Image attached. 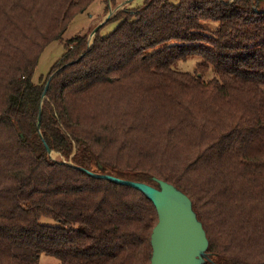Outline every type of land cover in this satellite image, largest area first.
Masks as SVG:
<instances>
[{
	"label": "trees",
	"instance_id": "16d2710c",
	"mask_svg": "<svg viewBox=\"0 0 264 264\" xmlns=\"http://www.w3.org/2000/svg\"><path fill=\"white\" fill-rule=\"evenodd\" d=\"M94 1L0 0V264L150 263L152 201L79 167L171 183L205 229L204 264H264V0H145L89 49L66 40L35 83Z\"/></svg>",
	"mask_w": 264,
	"mask_h": 264
},
{
	"label": "water",
	"instance_id": "95a60500",
	"mask_svg": "<svg viewBox=\"0 0 264 264\" xmlns=\"http://www.w3.org/2000/svg\"><path fill=\"white\" fill-rule=\"evenodd\" d=\"M110 17L109 11L104 20L94 28L88 37L87 49L91 47L97 29ZM49 80L44 91L47 89ZM46 149L49 154L52 153L47 145ZM79 169L92 177L138 189L152 201L158 220L150 235L152 252L149 264H204L210 260L205 229L193 210L190 198L177 187L155 177L152 178L155 182L152 185L91 172L81 167Z\"/></svg>",
	"mask_w": 264,
	"mask_h": 264
},
{
	"label": "rangeland",
	"instance_id": "374dc122",
	"mask_svg": "<svg viewBox=\"0 0 264 264\" xmlns=\"http://www.w3.org/2000/svg\"><path fill=\"white\" fill-rule=\"evenodd\" d=\"M117 4L113 5L110 0H95L89 7L85 9L82 13L77 14L74 19L70 22L66 30L63 32L60 40H55L47 45L42 53L39 56L38 63L36 65L33 81L35 83H39L49 73L52 65L58 61L61 55L65 51V41L74 37L76 35H89L92 33L95 27H92L93 21L99 17L103 13L105 7H108V12H111V17L118 11L123 8H136L142 6L145 0H115ZM107 14V13H106ZM117 21H111L106 23L99 30L100 35L105 36L111 33L114 28L117 26ZM209 29H216L218 27V23L216 22H205L203 23ZM89 42V41H88ZM201 61L200 57H191L185 61L178 60L173 65L172 68L176 71H187L192 72L196 65ZM209 75L207 74L205 79H207ZM55 158L56 154L51 153ZM43 222L45 223H54L53 220L43 218ZM59 260L51 255L40 254L38 264H58Z\"/></svg>",
	"mask_w": 264,
	"mask_h": 264
},
{
	"label": "crops",
	"instance_id": "0c3cea01",
	"mask_svg": "<svg viewBox=\"0 0 264 264\" xmlns=\"http://www.w3.org/2000/svg\"><path fill=\"white\" fill-rule=\"evenodd\" d=\"M116 4H117V1H116ZM108 13V11H107ZM107 14H104V12L101 14V17L98 16V18H96L93 23H92V27H96L98 26L103 20L104 18L106 17Z\"/></svg>",
	"mask_w": 264,
	"mask_h": 264
},
{
	"label": "built area",
	"instance_id": "2783aa9c",
	"mask_svg": "<svg viewBox=\"0 0 264 264\" xmlns=\"http://www.w3.org/2000/svg\"><path fill=\"white\" fill-rule=\"evenodd\" d=\"M230 1V0H229Z\"/></svg>",
	"mask_w": 264,
	"mask_h": 264
}]
</instances>
